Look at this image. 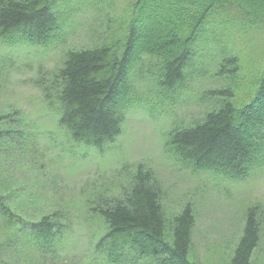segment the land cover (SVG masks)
I'll list each match as a JSON object with an SVG mask.
<instances>
[{"label":"trees","instance_id":"obj_1","mask_svg":"<svg viewBox=\"0 0 264 264\" xmlns=\"http://www.w3.org/2000/svg\"><path fill=\"white\" fill-rule=\"evenodd\" d=\"M116 1L0 0L1 46L9 52L35 48L42 57L60 54L59 65L48 72L41 73L38 64L31 83L45 108L58 115L60 138L70 145L63 150L79 145L102 150L115 141L136 95L134 77L161 94L174 84L193 91L191 81L208 74L223 77L225 88L206 94L216 100L209 102L214 108L200 121L183 128L169 125L165 153L194 174L227 185L263 176L264 0H126L128 16L118 33L103 31L94 37L99 28L92 26L87 33L93 39L77 46L82 15L90 14V25L109 21ZM250 56L251 75L243 76ZM7 65L15 66L14 59L0 61V74L10 75L3 70ZM147 111L155 117L153 105ZM16 116L11 120L0 111L9 136L32 143L30 120L21 115L14 120ZM120 184L104 190L94 184L82 196L84 215L102 225L91 244L93 259L103 264H195L193 206L168 213L165 191L140 166ZM12 201L10 195H0V264H16L13 259L31 243H57L69 227L59 207L50 212L45 208L38 219H31L11 208ZM259 215L255 208L245 212L224 264H256L262 237Z\"/></svg>","mask_w":264,"mask_h":264},{"label":"rangeland","instance_id":"obj_2","mask_svg":"<svg viewBox=\"0 0 264 264\" xmlns=\"http://www.w3.org/2000/svg\"><path fill=\"white\" fill-rule=\"evenodd\" d=\"M112 11L114 14L109 21L94 25L88 23L90 14L82 15L76 45L84 46L87 38L93 39L87 33L92 26L99 28L94 37L103 31L111 35L118 33L121 22L128 16L126 0L116 1ZM36 50L22 47L9 52L0 45V61L7 64L12 58L16 64L3 68L10 70V75L0 74L8 76L0 80V111L11 120L12 115H17L14 120L20 115L30 120L27 122L30 131H27L37 141L36 144L28 140L19 143L16 136L7 133V121H0V150L13 145L8 154L0 155V169H3L0 195H10L13 200L10 206L31 219H38L45 208L50 212L52 207H59L73 215L75 224L72 237L64 242V247L57 246L53 254L43 256L29 245L20 257L13 259L16 264H97L90 250L89 232H95L100 224L96 220L83 222L81 198L94 184L101 190L121 185L137 166L149 170L156 185L165 191L164 207L168 213L180 211L185 204L193 206L192 260L195 264H223L228 249L239 236L244 210L257 205L262 214L259 220L262 237L256 251V264H264V175L242 184H223L210 175L194 174L167 155L163 148L166 132L172 124L178 128L190 126L214 108L209 102L216 98L206 94L225 88L226 80L219 83V77L207 74L191 81L193 91L188 86L174 84L160 94L157 87H148L136 76V95L115 141L102 150L79 145L68 152L63 150V145H70L60 138V129L56 126L58 115L45 108L39 90L31 83L38 64L41 73H45L59 65L61 57L57 52L42 57ZM251 63L252 56L246 59L241 75H251L247 68ZM201 96L206 97L200 99ZM149 105L155 109L154 118L148 115ZM163 107L165 111L161 112ZM45 142L50 143V147Z\"/></svg>","mask_w":264,"mask_h":264}]
</instances>
